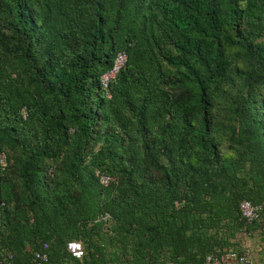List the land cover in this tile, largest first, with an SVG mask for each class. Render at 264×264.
<instances>
[{
  "label": "trees",
  "instance_id": "obj_1",
  "mask_svg": "<svg viewBox=\"0 0 264 264\" xmlns=\"http://www.w3.org/2000/svg\"><path fill=\"white\" fill-rule=\"evenodd\" d=\"M248 239L264 257V0H0V264H205Z\"/></svg>",
  "mask_w": 264,
  "mask_h": 264
},
{
  "label": "built area",
  "instance_id": "obj_2",
  "mask_svg": "<svg viewBox=\"0 0 264 264\" xmlns=\"http://www.w3.org/2000/svg\"><path fill=\"white\" fill-rule=\"evenodd\" d=\"M127 55L121 54L115 63L114 68L102 78V82L105 89L109 88L110 82L115 79L120 69L126 64ZM112 179L108 176H102L101 182L107 186L111 183ZM262 207L255 206L249 201H244L241 204L240 212L243 218L249 222H254L259 218ZM68 251L73 258L81 260L84 257V248L81 242L71 241L68 243ZM38 264H45L49 261V255L46 253H38L36 256ZM205 264H253L252 251L249 248H245V253L239 254L236 252L225 253L220 256H209Z\"/></svg>",
  "mask_w": 264,
  "mask_h": 264
},
{
  "label": "rangeland",
  "instance_id": "obj_3",
  "mask_svg": "<svg viewBox=\"0 0 264 264\" xmlns=\"http://www.w3.org/2000/svg\"><path fill=\"white\" fill-rule=\"evenodd\" d=\"M249 249L252 251L253 257V264H264V257L261 256L260 253V246L258 239H248Z\"/></svg>",
  "mask_w": 264,
  "mask_h": 264
}]
</instances>
